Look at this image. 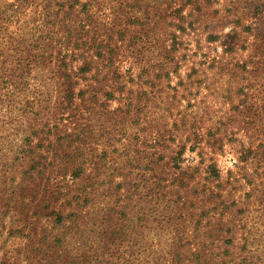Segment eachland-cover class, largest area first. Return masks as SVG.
<instances>
[{"label": "rangeland", "instance_id": "374dc122", "mask_svg": "<svg viewBox=\"0 0 264 264\" xmlns=\"http://www.w3.org/2000/svg\"><path fill=\"white\" fill-rule=\"evenodd\" d=\"M47 262L264 264V0H0V264Z\"/></svg>", "mask_w": 264, "mask_h": 264}, {"label": "trees", "instance_id": "16d2710c", "mask_svg": "<svg viewBox=\"0 0 264 264\" xmlns=\"http://www.w3.org/2000/svg\"><path fill=\"white\" fill-rule=\"evenodd\" d=\"M28 145H30V138L28 137V136H25L23 139H22V142H21V145L19 146V149H23L25 146H28ZM19 153H21V155L23 156V157H29V153H31V150H27V148H25L24 150H20L19 151ZM30 168H32V167H30ZM74 178H71V182H69L70 181V179H69V181H65V185L67 186V187H72L73 186V182H74V180H75V178H77V177H75V176H73ZM84 201V200H83ZM52 213V215L54 216L53 217V219H52V222L54 223V224H57V225H65V222L66 221H69V220H71L69 217V215L68 216H66V217H64L65 219H66V221L64 222V219H63V216L61 215V213H57V212H51ZM50 214V213H49ZM54 241L55 242H57L56 241V239H54ZM47 264H55V263H53V262H47Z\"/></svg>", "mask_w": 264, "mask_h": 264}]
</instances>
